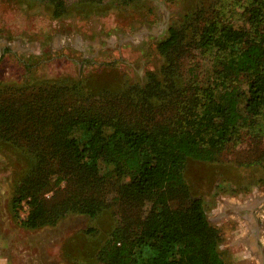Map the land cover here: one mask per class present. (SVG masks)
Returning <instances> with one entry per match:
<instances>
[{"label":"trees","instance_id":"1","mask_svg":"<svg viewBox=\"0 0 264 264\" xmlns=\"http://www.w3.org/2000/svg\"><path fill=\"white\" fill-rule=\"evenodd\" d=\"M184 36L182 26L171 27L158 43L165 65L117 92L79 80L0 84V140L29 160L12 209L18 215L30 195L40 205L22 223L38 228L67 212L97 217L119 204L121 222L98 239L99 229L88 228L91 246L72 264H226L187 165L216 162L245 130L264 124V0L242 26L215 17L194 32L191 44L216 54L206 84L179 71ZM52 179L73 191L47 206ZM107 184L111 191L102 192ZM146 201L149 211L137 218Z\"/></svg>","mask_w":264,"mask_h":264},{"label":"rangeland","instance_id":"2","mask_svg":"<svg viewBox=\"0 0 264 264\" xmlns=\"http://www.w3.org/2000/svg\"><path fill=\"white\" fill-rule=\"evenodd\" d=\"M252 4L258 0H0V49L10 47L0 50V84L79 80L90 89L120 91L165 65L158 43L173 26L186 33L179 71L188 83L206 84L216 54L213 46L194 47V32L215 17L242 26ZM240 86L245 88L243 82ZM245 132L216 162L187 165L192 192L202 198L221 235L226 264H263L264 259L246 241L257 224L264 254V124ZM27 156L0 140V264H72L70 257H81L91 246L88 228L99 229L98 239L121 222L119 204H105L97 217L67 212L55 223L25 226L22 220L39 203L28 196L17 215L11 200ZM51 182L43 195L47 206L73 191L66 195V182ZM103 189L111 191L109 184ZM138 204L136 216L143 218L151 203Z\"/></svg>","mask_w":264,"mask_h":264},{"label":"flooded vegetation","instance_id":"3","mask_svg":"<svg viewBox=\"0 0 264 264\" xmlns=\"http://www.w3.org/2000/svg\"><path fill=\"white\" fill-rule=\"evenodd\" d=\"M251 223H252V220H251ZM249 232L250 233H249V236L246 237V241L248 245L253 248V250H255L256 252H259L258 248L262 247V245H261L260 238H259L258 225L253 223L252 226L250 227Z\"/></svg>","mask_w":264,"mask_h":264},{"label":"crops","instance_id":"4","mask_svg":"<svg viewBox=\"0 0 264 264\" xmlns=\"http://www.w3.org/2000/svg\"><path fill=\"white\" fill-rule=\"evenodd\" d=\"M3 45H4V47L2 49H0L1 51H7L8 49H10V47L6 46V45H8V43L3 44ZM258 250H259V252H257V254H259V258H261V260H262L264 258V254H263L261 248H258ZM262 262L264 263V259L262 260ZM6 264H7V262H6Z\"/></svg>","mask_w":264,"mask_h":264}]
</instances>
